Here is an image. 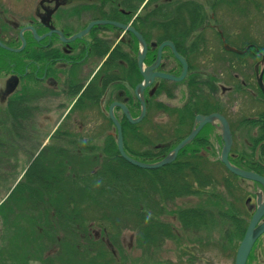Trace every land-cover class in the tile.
Here are the masks:
<instances>
[{"label":"flooded vegetation","instance_id":"1","mask_svg":"<svg viewBox=\"0 0 264 264\" xmlns=\"http://www.w3.org/2000/svg\"><path fill=\"white\" fill-rule=\"evenodd\" d=\"M150 2L0 0V164L3 166L0 187L10 181L12 186L7 195L14 185L22 181L28 166L53 144H95L101 156L103 145L116 144L117 141L111 114L122 130L123 145H132V150L137 149L138 153L150 150L148 146L139 144L149 143L151 137L158 135L163 142L179 143L197 126V116L218 114L227 121L232 137L229 161L235 162L237 165L232 164L241 170L259 176L260 173L264 174V164L261 166L263 169H259L260 173L256 169L264 150V110H256L254 117L240 119L233 128L231 116L234 113L231 111L235 106L210 104V98H216L218 90L222 95L252 94V81L250 83L240 73L229 70L222 79V75L194 70L193 62L197 58L199 42L193 41V33L185 38L180 36L177 42L168 39L165 16L158 12L159 9L151 7ZM177 29L182 28L177 26ZM134 32L145 46L142 58L144 72L154 65L158 48L166 42L173 44L187 64L183 81L175 83L154 78L144 88L141 96L143 115L142 104L135 94L136 87L144 84V76L138 64L139 54H143V51ZM216 32L223 44V34L219 30ZM181 45L185 46L184 53L181 52ZM246 48V53L241 56L249 54L257 60L255 65L262 62V50L259 47L251 44ZM168 61L173 64L168 65ZM181 71V64L173 57L170 49L164 46L158 67L153 72L180 76ZM254 76L256 88L264 102L257 75ZM174 84L184 85L183 97L176 89L173 90ZM178 99V104L171 103ZM235 112H239L236 116L241 117L247 110L239 108ZM141 115L139 122L129 121V118L136 120ZM174 122L175 128L172 130L167 124L173 125ZM160 126L163 129L158 134L153 128ZM126 128L128 132L125 136ZM235 128L243 134L239 142L242 147H239L238 152L233 149L238 142L234 135ZM192 143L198 145L192 148L194 155L203 160L197 172L210 175L211 146L222 145L218 121L204 125ZM26 159L29 161L24 165L22 160ZM254 184L261 191L247 197L244 208L229 202L224 212L227 222L233 224V220L239 229V234H233V242L230 230L225 232L224 249L214 247L213 228L207 232L189 229L182 226V219L177 216H173L175 226L169 223L172 230L169 235L160 233L158 241L145 240L140 243V234L129 226L127 230L133 231L135 235V249L142 252L149 264H169L159 260L166 243L176 246L177 264H213L215 249L226 260V264H235L238 247L258 202H264V188ZM7 195L0 205L6 201ZM208 195L210 198V193ZM163 218L159 216L158 219L161 221ZM262 223L264 215L257 226ZM90 227L85 236L105 246L98 252V255L104 254L105 257H97V264H136L125 253L120 243V233L108 234L99 228V234L93 236ZM5 236L0 220L1 243L6 239ZM83 244L86 245V242ZM5 245L4 242L3 250ZM82 250L86 252L84 247ZM207 252H210V263H200V256ZM246 264H264V233L254 242Z\"/></svg>","mask_w":264,"mask_h":264},{"label":"trees","instance_id":"2","mask_svg":"<svg viewBox=\"0 0 264 264\" xmlns=\"http://www.w3.org/2000/svg\"><path fill=\"white\" fill-rule=\"evenodd\" d=\"M222 1L240 5L244 0ZM153 8L159 9L158 12L165 16L167 38L172 41L177 42L180 36L185 38L205 26L202 8L192 1L156 0ZM177 26L182 29L178 30ZM182 51H185L184 45H181ZM127 132L128 129H124L125 136ZM177 144L163 142L158 135L151 137L149 143L139 144L153 147L143 153L132 150V145L126 143L124 148L130 157L140 162L155 163ZM68 146V149L77 152L78 159L65 161L67 148L64 150L57 143L53 144L28 166L22 181L0 205L3 229L10 232L5 250L2 248L0 254V263L32 264L27 247L17 242L23 233L19 231L31 228L41 233L47 242L46 247L37 253L35 260L39 264H97V257H105L104 254L98 255L105 246L85 236L89 227H86L87 224L96 225L108 234H119L120 230L132 226L140 234V243L145 240L158 241L160 233L168 236L172 231L169 223L158 219L167 215V203L185 196L201 197L213 183L210 175L197 172L203 160L194 155L192 148L198 145L193 143L180 151L173 163L152 171L138 169L121 159L115 143L103 145L101 156L95 144L71 142ZM261 157L262 160L256 165L258 171L263 169L264 150ZM147 173L152 175L151 182ZM260 175L264 177V174ZM208 197L207 203L210 204ZM175 216L181 218L182 226L189 229L206 232L211 228L216 229L220 237L214 240V247H226L225 231L221 226L227 220L222 210L210 209L209 206L181 208L175 212ZM50 217L58 221L57 227H48ZM237 232V227L230 231L231 242L235 239L233 234H239ZM83 247L86 252H83ZM61 249L64 254H59ZM53 250V254L49 253Z\"/></svg>","mask_w":264,"mask_h":264},{"label":"rangeland","instance_id":"3","mask_svg":"<svg viewBox=\"0 0 264 264\" xmlns=\"http://www.w3.org/2000/svg\"><path fill=\"white\" fill-rule=\"evenodd\" d=\"M161 0H157L159 2ZM177 2H186L192 1L202 8L201 11L205 14V26L202 29H199L196 32H193L192 38L194 42H199L197 44V58L193 62V69L198 72L210 73V75H222L221 79L224 78L229 71L233 73H240L242 77L247 78V80L252 81V94L247 92L246 94H237V95H222L220 91H217L216 98H210V104L212 105H229L231 107L235 106V108L231 111L234 113L231 116L233 128L237 126L240 119L244 117H254L255 111L264 110V102L263 98L259 94V91L256 88L255 84V67L258 65V72L262 67V63L259 61L257 65H255L256 59L252 58L249 54L246 57L238 56L235 54L228 53L224 51L223 44L221 43L220 38L217 35V30H219L225 39L227 45L233 48H237L240 50L245 49L248 45H255L259 47L262 51L264 50V0H248L245 6V0L240 2V5H230L228 3L223 2L222 0H176ZM153 0L150 2V6H154ZM239 4V2H238ZM215 5V6H214ZM215 26V28H213ZM217 29V30H216ZM202 30L201 32H199ZM168 65L173 64L171 61H168ZM238 67H241L239 69ZM229 70V71H228ZM258 74V73H257ZM256 74V75H257ZM231 76V75H230ZM226 86L228 83L225 84ZM173 90L176 89L177 92L181 93V96H184L185 87L183 84H174L172 85ZM175 91V90H174ZM173 91V93H174ZM180 99L177 101H171L172 104H178ZM181 104V102L179 103ZM247 110V113L243 114L241 117H237L239 114L237 109L239 110ZM244 113V112H243ZM173 124V123H172ZM158 125V124H156ZM169 125V126H168ZM168 127L174 130L175 122L173 125L171 123L167 124ZM163 127L153 128L155 132L159 134V131L162 130ZM234 135L236 136V140L238 142L235 143L233 149L238 152L239 147H242V143H239L240 137H243V134L235 128ZM59 148H67V155H65V161L76 160L79 157L76 156V151L72 149H68V145H57ZM221 144H213L211 146L212 150L210 151V177H212L208 188L205 190L208 191L201 197H182V198H174L173 201H169L167 203V215H162L163 221L171 223L172 226H175L176 220L173 216H175V212L181 208H189V207H202L209 206L210 209L215 210H225L228 209L229 202H235L237 206H244L245 200L250 195L254 196L255 192L261 191V189L256 186L254 183L249 181L241 180L235 176H232L220 163L219 156L221 151ZM153 149L152 146H150ZM232 149V150H233ZM23 164H27L29 159L22 160ZM3 166L0 164V173ZM24 167V166H23ZM22 167V168H23ZM82 169V168H81ZM148 178H150L151 182V173H147ZM19 176V175H18ZM12 184L8 180L5 185L0 187V202L4 199V196L7 194ZM16 185L13 186L12 190L7 195L6 199L15 189ZM210 193V204L207 203V197ZM205 196V197H203ZM209 198V197H208ZM244 208V207H243ZM22 211L19 213L21 214ZM31 214V213H30ZM50 225L54 228L59 225L58 221L54 217L48 218ZM90 222V221H89ZM88 222V223H89ZM48 224V223H47ZM92 225V226H91ZM90 227V232L93 236L98 235L99 227L93 224H87L86 227ZM232 226V227H231ZM88 227V228H89ZM222 230L231 232L236 227V224H231L230 222H225L222 226ZM231 227V228H228ZM217 230H213V240L217 241L220 237V233L216 232ZM23 232L18 238L17 242L19 244H23L27 247L26 252L32 258V264H39L36 262V257L39 249H44L46 247V240L44 236L36 231L35 229H29ZM10 232H6V238ZM120 243L125 250V253L129 256V258L133 259L136 264H149L147 260L143 258L142 252L135 249V241H134V233L131 230H120ZM16 238H13L15 240ZM56 240V239H55ZM6 243V239L1 243L0 240V254H2L3 243ZM224 245L226 243L224 242ZM217 249L218 247L215 246ZM213 255V264H226V260H223L221 255L217 253L216 250ZM56 250V249H55ZM49 251V253L55 252ZM176 246L172 243H166L161 252L162 255L159 256V260L162 262H169V264H177V257L175 255ZM124 253V257L126 258V254ZM59 254H64V251L61 249ZM200 263H210V252L205 253V255L200 256ZM168 259V260H167ZM149 260V257H148ZM41 264V263H40ZM48 264V263H45ZM60 264V263H57Z\"/></svg>","mask_w":264,"mask_h":264},{"label":"water","instance_id":"4","mask_svg":"<svg viewBox=\"0 0 264 264\" xmlns=\"http://www.w3.org/2000/svg\"><path fill=\"white\" fill-rule=\"evenodd\" d=\"M134 34L137 37V39L140 41L141 48L143 51V54H139L138 64H139L140 71H141L142 75L144 76V84L138 85L136 87V90H135V94L138 97V99L140 100V103L142 104V108H143L142 115H143L144 106H143V101H142L141 96H142V92H143L144 88L149 86V83H152L154 78H159L162 80H167V81L175 82V83H179V82L183 81L185 76H186V72H187V64H186V61L184 60V58L178 54V52L174 48L173 44L171 42H166L158 48L157 60L154 63V65H152L149 70L144 72L142 70V58L144 57L145 46H144L140 36L136 32H134ZM164 46H167L170 49L173 57L181 64L182 71H181L180 76H174V75H169V74H162V73L153 72V70L158 67L160 56H161V51L164 48ZM223 47L226 51L231 52V53H235L237 55H243L246 52V51L236 50L234 48L229 47L226 44H224ZM261 58H262V69L259 72V74H257L258 72L256 74H257V82H258L259 88L264 95V87L262 84V77H263V73H264V53L261 55ZM142 115L136 120H131L129 118V121L131 123H137L141 120ZM110 118L112 119V121L114 122L115 127H116V138H117L116 146H117V152H118L120 158L123 159L125 162H127L129 165L134 166L138 169H142V170H157V169L163 168V167L173 163L175 161L178 153L181 150H183L186 146H188L194 140V138L196 137V135L199 133V131L202 129V127L204 125L214 124L215 122L218 121V123L220 125V133H221V138H222V147H221L220 158H219L221 164L232 175L239 177L241 179H245L248 181L255 182L264 188V178L263 177H261L257 174L248 172V171L241 170V169L233 166L229 162V153H230V150L232 147V137H231V133H230L227 121L218 114H212L209 116H197L195 118V124L197 126L195 128H193V130L190 132V134L186 138H184L181 142H179L165 157H163L160 161H158L156 163H143V162H139V161L129 157L124 151L122 130H121L119 124L116 122V120L112 116V114L110 115ZM258 203H259L258 207L252 216L251 222L248 226V229L245 233V236H244L242 242L240 243V245L238 247L235 264H246L247 257L249 255V252H250L254 242L256 241V239L261 234L264 233V223L257 226L260 218H262V216L264 215V202L261 203L259 200Z\"/></svg>","mask_w":264,"mask_h":264}]
</instances>
